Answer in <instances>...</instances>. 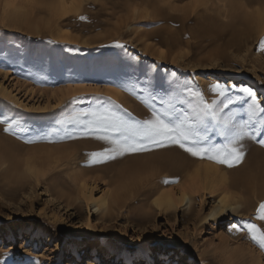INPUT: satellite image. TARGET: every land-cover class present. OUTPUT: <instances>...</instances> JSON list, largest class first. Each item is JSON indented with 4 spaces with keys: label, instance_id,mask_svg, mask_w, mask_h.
<instances>
[{
    "label": "rangeland",
    "instance_id": "1",
    "mask_svg": "<svg viewBox=\"0 0 264 264\" xmlns=\"http://www.w3.org/2000/svg\"><path fill=\"white\" fill-rule=\"evenodd\" d=\"M49 4L41 9L30 0H0V113L24 118L33 129L50 134L52 140L25 143L4 133V125H0V264H126L131 259L117 258L115 262L104 250L120 254L139 245L142 256L132 264H259L256 254L264 264V252L246 232L227 231L236 219L264 227V221L255 219L256 210L246 218L228 213L225 221L204 219L221 191L197 190L195 184H189L188 175L199 162L212 164L225 175L260 164L264 154L259 153H264V147L258 143L245 140L243 163L231 169L198 161L177 147L88 165L86 154L102 150L105 142L94 137L62 141L53 131L65 127L56 121H63L72 108L92 107L101 96L111 97L121 106V113L127 109L132 118H148V107L137 98L147 97L142 91L146 85L136 87L135 95L125 88L135 83V77H142L150 64L158 69L148 72L149 77L158 80L175 73L168 79L197 85L208 100L215 95L210 84L219 82L261 88L262 92L255 91L264 101V52L258 47L264 35L258 11L264 13V0H77L76 7L67 9L68 15L60 11L59 0H49ZM81 14L88 19L78 20ZM117 41L123 49L113 46ZM18 56L22 62L11 64L10 58ZM230 93L240 94L238 88ZM74 96L78 102L70 105ZM154 103L159 107V98ZM77 148L83 153L80 167L71 166L68 155L79 151ZM34 149L43 154L58 151L61 159L48 167L50 172L40 168L39 172L27 171L29 175L16 182L13 175L20 170L12 173L6 161L21 168L20 160ZM172 151L177 152L175 158L179 155L177 159L185 155L187 164L179 183L160 188L165 174L153 176V167L157 170ZM158 153L168 157L157 158ZM155 157L162 160L160 164ZM175 158L172 160L177 162ZM79 170L87 175L82 186L73 178ZM103 171L109 174L104 179ZM116 171L122 174L115 180ZM186 181L191 187V209H186V203L169 209L157 207L155 199L162 191L171 189L179 195L181 186L188 187ZM119 182L129 187L130 193L122 196L124 205L115 218L106 221L89 198L100 199L116 191ZM240 187L238 192H242ZM262 201L264 197L256 201L257 208ZM67 202L73 206L70 210ZM76 205H80L78 210ZM74 242L80 243L77 252L73 251ZM90 247L93 251L89 252Z\"/></svg>",
    "mask_w": 264,
    "mask_h": 264
},
{
    "label": "snow or ice",
    "instance_id": "2",
    "mask_svg": "<svg viewBox=\"0 0 264 264\" xmlns=\"http://www.w3.org/2000/svg\"><path fill=\"white\" fill-rule=\"evenodd\" d=\"M37 7H50L49 0H30ZM77 0H59L60 6L71 8ZM9 5L6 3L5 5ZM80 21L88 19L81 14ZM117 48L124 45L115 42ZM259 49L264 52V35L259 39ZM138 61V57L135 58ZM156 64L147 66L142 77L128 76L135 83L127 86L126 91L135 95L136 87H142L147 97H137L146 104L150 116L145 119L132 118L127 109L111 99L100 97L92 102L89 108H72L63 121V129H53L60 140H75L80 137H94L106 143L100 151L86 154L85 163L102 165L115 162L131 154H139L157 149L177 147L192 158L207 160L231 169L240 165L246 155L244 141L251 140L264 147V101L257 92L248 86L212 83L209 90L214 98L208 100L197 85L185 80H170L167 76L156 79L149 77L148 72H155ZM264 83V81H262ZM239 95H232L230 89H237ZM99 95V94H98ZM159 98L160 106L154 101ZM78 97H72L71 104H76ZM239 105L240 107L234 108ZM227 110V111H226ZM241 113L243 118H241ZM0 125L3 132L23 139L25 143H36L38 140L52 142L51 135L40 129H33L22 117L8 116L0 113ZM71 126V127H68ZM164 185L179 183V178H161ZM256 220L264 221V202L256 209ZM246 232L248 238L264 252V227L251 220L236 219L230 222L228 232Z\"/></svg>",
    "mask_w": 264,
    "mask_h": 264
},
{
    "label": "bare ground",
    "instance_id": "3",
    "mask_svg": "<svg viewBox=\"0 0 264 264\" xmlns=\"http://www.w3.org/2000/svg\"><path fill=\"white\" fill-rule=\"evenodd\" d=\"M59 6H60V4H59ZM75 7H76V5H75ZM60 11L65 12V9H63L60 6ZM66 11H67V9H66ZM258 12H259L258 14H261L260 15V17H262L261 20L264 22V13L263 12L260 13V11H258ZM259 18H258V20H259ZM9 61H10L11 64L16 65V64L21 63L22 59L20 57L19 58L12 57V59L10 58ZM255 90H257V92H259V93L262 92L261 88H255ZM114 91H112V92L113 93L117 92V91H115V92ZM116 94H118V93H115V95ZM80 148H82V147L80 146ZM77 150H79V148H77ZM41 152L38 149L28 150L26 152V154H25L26 157H24L23 159L20 160V162L22 161L21 162V165H22L21 168L18 167L17 165L16 166H12L11 161L10 162L6 161V163L8 164L7 169L8 170L11 169L12 173L13 172H17L16 174H18V170H20V173H19L20 175L19 174L18 175H13V176H16V178H17L16 182L17 181H22V178H23L24 174H28L27 171H30V172L37 171V172H39V168H40V169H43V171L47 170L46 172H48V171L50 172V170H51L50 168L51 167L50 168H48V167L52 166V164L56 163L58 161V159L60 158V156H58V154H59L58 151L54 152V150H49V151H46L44 154L41 153ZM170 152H169V154H170ZM172 152H174V151H172ZM161 153H162V155L164 154V152H161ZM175 153L177 154L176 151L174 152V154L171 153L172 156L176 155ZM82 154L83 153L80 150L77 151V152L74 150L73 152L68 154L70 156V160L69 159L68 160L70 161L71 166H72V164H75L77 167L82 166V164H83V162H82ZM158 154L159 155H157L158 156L157 158L162 156V155H160V153H158ZM171 154L169 155L171 157V159H170V157L166 156L167 154L164 157L162 156L163 158L168 157V160L165 161L162 165H160L159 168H157V170H155V168L153 167V169H154L153 170V176H157L158 177L159 175L161 176L162 174H165L164 177H168L170 179L171 178H179V176H181V174L183 172L182 171L183 167L185 168V164H187V163L183 162V158L186 159L185 155H184V157L182 155V158L180 157V159H177V158H179L178 157L179 155H177L176 158H175V156L172 157ZM253 154H256V153L254 152ZM259 154L262 155L264 153H259ZM259 154L257 153L256 155H259ZM69 156L66 155L67 158ZM154 156H156V155H154ZM253 156H255V155H253ZM157 158H156V160H157ZM172 158L177 159V162H176V160L173 161ZM152 159H150V160H152ZM252 159H253V157H252ZM4 160H3V164H5ZM157 161H159V160H157ZM161 161H159V164L161 163ZM163 161H164V159H163ZM261 161H263V159ZM192 163L194 164V161ZM262 163L264 164V162H262ZM262 163L260 162V164H257V165L255 164L252 167H249L248 169L243 170V171L231 172L230 175H227V174L225 175L224 173H221V170L219 168H217L216 166L212 165V164L211 165L210 164H204V166H203V165H200V162H199V165L195 166V169H193L194 173H193V170L192 171L189 170V171H191V173H193V174L190 173L191 174L190 175L189 171H188V175L190 177V181H189L190 183L189 184H191V183H193L191 185L195 184L196 187H194V186L193 187L194 188H198L197 190L202 188L203 190H209L211 193H216L217 191H221V197L218 199V202L216 204H214V206L212 207L210 213L208 215H206L204 217V219H208V218L213 219V220L214 219L215 220L216 219H223L225 221V220L229 219L228 218V213L236 214V215H238V216H240L242 218H246V215H248V214H250L252 216L251 213L254 210H256V208H257L256 207L257 206L256 205V201L261 199L262 197H264L263 196L264 195V189H263L264 188V165ZM196 164H197V161H196ZM153 165H155V164H153ZM248 165H249V162H248ZM22 170H24V171H22ZM123 171H125V169ZM103 172L104 173H102V175H101V177H103L102 179H104V177L109 175L108 174L109 170H108V172L107 171H103ZM116 172H118V171H116ZM120 172H118V174L117 173L115 174V176H116V177L114 176L115 180L118 179L119 176H121L120 174H122V173H120ZM227 172H228V170H227ZM184 176L185 175L183 174V177ZM86 177H87V175L83 174L79 170L78 173L77 172L75 173L73 178H74V181L77 184L81 183V186H82V182H83V185H84V182L86 181ZM91 177L94 178V176H91ZM161 177L163 178V176H161ZM122 184H123L122 182H119V185L117 186L118 189L116 191H113L111 193H107V194L103 195L100 199H94L92 195L89 198V200L91 202H93V206L95 207V210L97 211L98 215H101V217L106 219V221L107 220L111 221V219L115 218V216H116L115 213L119 211V209L122 207V205H124L122 203V199H123L122 196H124L125 194H129L130 193L129 192V187L125 186V184L124 185H122ZM160 184H161L160 185V188H161L162 183H160ZM189 184H187V181H186L185 185H187L188 187H186V186L182 187L180 185L181 188L179 189V191H177V193H179V195L176 194L175 190H171V189L168 190V191H162L159 194V196L155 199V204L157 205V207L159 209H161V208L169 209V208H173V207L176 208L177 205L180 204V203H186V205H187L186 209H191V206H192V195L190 193V190H191L190 188L191 187L189 188ZM261 186H263V188H261ZM239 187L242 189V192H240V191L238 192L237 191V189ZM192 192H193V190H192ZM203 196H205V194H203ZM78 199L80 200V198H78ZM213 201H216V199H214ZM79 206L80 205H76L74 207V209L78 210L80 208ZM66 207L68 208V210H70L71 207H73V206L70 207V203L67 202L66 203ZM88 212H90V211L88 210ZM104 245H106V244H104ZM250 245H252V244H250ZM141 246L142 245H139L135 249L125 250L124 252H122L120 254L114 253L113 250H111L109 248H106L104 250V254H105L106 257H112V258L115 257V259H114L115 262H116L117 258L118 259L124 258L125 259L124 261H127L128 259H131L130 262H127L126 264H132V263L136 262L138 259L141 258V256H142V252H141L142 248H141ZM249 248H251V247H249ZM77 249H81L80 248V243L79 242H74L73 251L77 252ZM92 249L93 248L90 247L88 251L89 252L93 251ZM239 249L240 248H238V250ZM246 249H244V250H246ZM236 250H237V248H236ZM250 250L253 251V248L250 249ZM245 252H243V253H245ZM254 252L255 251H253L252 253H254ZM258 252H260V251H258ZM254 254H256V253H254ZM255 256H256V259H257L255 261H258V263L261 264L262 260L260 258V254H256ZM235 257L236 256H234V258ZM241 257L242 256L240 255V258ZM261 257H262V255H261ZM243 258H244V254H243ZM247 259H248V257L246 259H243L244 262H246L245 260H247ZM232 260H233V258H232ZM114 261H113V263H114ZM235 261L236 260H234V262ZM239 262H240V260H239ZM68 264H70V262ZM247 264H248V262H247Z\"/></svg>",
    "mask_w": 264,
    "mask_h": 264
}]
</instances>
